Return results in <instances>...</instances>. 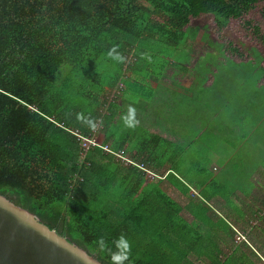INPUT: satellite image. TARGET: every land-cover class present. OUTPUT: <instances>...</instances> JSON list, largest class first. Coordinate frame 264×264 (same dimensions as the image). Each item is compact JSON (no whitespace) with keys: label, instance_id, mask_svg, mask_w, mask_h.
Returning <instances> with one entry per match:
<instances>
[{"label":"trees","instance_id":"obj_1","mask_svg":"<svg viewBox=\"0 0 264 264\" xmlns=\"http://www.w3.org/2000/svg\"><path fill=\"white\" fill-rule=\"evenodd\" d=\"M257 2L264 19V0H0V193L109 264L107 249L114 250L113 241L121 234L130 244L125 264H198V259L254 264L239 246L223 259L219 256L220 241L226 242L233 228L211 202L223 200L238 208L235 221L246 211L234 202L238 192L230 185L232 178L217 180L212 167L184 170L181 146L148 130L142 136L140 128L135 134L123 126L118 139L104 132L117 126L114 101L107 102L98 121L102 139L150 168L168 164L157 180H146L141 169L122 165L99 147L82 155L70 129L90 131L78 113L96 123L94 110L104 102L101 85L106 81L99 60L122 68L128 51L136 57L144 49L142 41L144 46L156 41L171 47L190 42L191 16L212 14L222 28ZM253 28L258 34V27ZM259 37L264 43V36ZM110 49L123 59L109 56ZM80 96L91 99L89 110L81 108ZM243 101L248 102L246 97ZM247 135L239 134L242 144H250ZM163 181L188 198L191 219L182 215L184 206L165 191ZM191 188L196 194L191 195ZM255 211L248 208L258 216ZM101 238L105 250L97 246Z\"/></svg>","mask_w":264,"mask_h":264},{"label":"rangeland","instance_id":"obj_2","mask_svg":"<svg viewBox=\"0 0 264 264\" xmlns=\"http://www.w3.org/2000/svg\"><path fill=\"white\" fill-rule=\"evenodd\" d=\"M142 3L151 10L146 1ZM261 4L257 2L239 18H231L222 28L216 26L212 14L191 16L189 30L186 29L187 34L194 36L188 38L190 42L182 40L177 47H171L146 41L145 47L142 41L144 49L139 50L136 57L128 51L122 68L112 65L110 60H99L98 69L106 72L107 85L102 83L104 102L94 110L97 137L103 138L98 121L107 102H118L120 91L125 88L122 94L127 91L135 103L139 101L149 107L141 116L148 119L146 130L166 136L181 146L179 159L184 170L194 172L197 165L206 169L212 167L217 180L232 178L230 185L236 194L238 192L233 199L246 209L245 219L235 221L238 208L229 207L225 201L211 202L215 212L225 215L233 228L231 237L226 242L220 241L219 256L223 259L239 246L254 264H264V222L261 219L264 214V70L260 66H264V43L259 37L264 36V19L260 14ZM254 26L258 27V34ZM253 47L256 50L249 53L248 49ZM134 60L136 67L133 69ZM199 68L200 72H197ZM242 77L247 78L242 81ZM96 91H92L93 95ZM244 97L248 102L243 101ZM82 99L81 96L77 99L83 101L81 108L89 110L91 99ZM138 112L141 111L135 110L139 126ZM126 113L124 107L118 113L119 118L113 119L114 122L117 120V126L112 124L104 132H113L118 139L123 133L122 127L126 126L122 120ZM137 128L133 127L135 134L139 133ZM242 131L248 132L250 144H242L239 136ZM140 133L143 136V131ZM247 151H250V159ZM75 156L82 160L81 154ZM247 160L248 164L240 165ZM161 169L164 166L151 167L158 176L145 173L146 180H157L162 174ZM161 186L184 206L182 215L191 219L188 198L167 181ZM191 192V195L196 194L192 188ZM248 208L255 209L258 216L250 214ZM195 262L206 264L204 259Z\"/></svg>","mask_w":264,"mask_h":264},{"label":"water","instance_id":"obj_3","mask_svg":"<svg viewBox=\"0 0 264 264\" xmlns=\"http://www.w3.org/2000/svg\"><path fill=\"white\" fill-rule=\"evenodd\" d=\"M0 264H109L0 193Z\"/></svg>","mask_w":264,"mask_h":264},{"label":"built area","instance_id":"obj_4","mask_svg":"<svg viewBox=\"0 0 264 264\" xmlns=\"http://www.w3.org/2000/svg\"><path fill=\"white\" fill-rule=\"evenodd\" d=\"M70 131L75 135L76 140L79 142L82 153L90 148L99 147L103 152L110 154L115 160L124 166H135L141 169L144 174L146 173V175L151 177L158 176L151 170V168H149L148 163L133 158L127 154L124 149H115L110 143L105 142L101 137H97V127L95 129H90L87 134H83L77 129H70Z\"/></svg>","mask_w":264,"mask_h":264},{"label":"clouds","instance_id":"obj_5","mask_svg":"<svg viewBox=\"0 0 264 264\" xmlns=\"http://www.w3.org/2000/svg\"><path fill=\"white\" fill-rule=\"evenodd\" d=\"M109 56H112L116 60H121L123 57L113 54V51L110 49L108 52ZM77 119L82 120L83 123L88 125L89 128L95 129L97 124L93 121L92 118L83 116L82 114H77ZM123 123L127 127H134L137 121L135 120V109L131 106L128 107L127 113L122 115ZM114 250L107 249L110 255L111 264H125V261L128 260L130 244L126 236L123 234L119 235L114 241ZM97 246L101 250H105V245L103 238L97 242Z\"/></svg>","mask_w":264,"mask_h":264},{"label":"crops","instance_id":"obj_6","mask_svg":"<svg viewBox=\"0 0 264 264\" xmlns=\"http://www.w3.org/2000/svg\"><path fill=\"white\" fill-rule=\"evenodd\" d=\"M134 68H135V65L133 66V69ZM153 85H155V81H154V84ZM123 90H121V91L123 92ZM121 91H120V94H119L120 96L118 97V98H120V100L118 99V102H114L118 106L117 109H116V112H121L124 107H125V111H127L128 110V107L131 106V107L135 108V110L141 111L140 112L141 114L138 112V114H139V116L141 118V116L143 115L142 113L145 112V111H147L149 109V107L146 106V105H144V104H142V103H140L139 101H137L135 103L133 100H131V97H130V95L127 94V91H125L123 94H122ZM141 101H143V100H141ZM115 118L116 119L119 118L118 113H115ZM140 120H141L140 121L141 122L140 125L138 126L137 124H135L134 127L135 128H137V127L138 128H141L142 131H145L146 130V127H147L146 125H148L146 120H148V119L145 120V119L141 118ZM100 127H101V125H100ZM149 132H151V131H149ZM101 133L103 134L102 131H101ZM152 133H156V132H152ZM161 136H163V135H161ZM163 137H166V136H163ZM167 165L168 164H163L162 165V167L164 166V169H161V172H163V171L167 172V170H165L167 168ZM166 192L168 193V191H166Z\"/></svg>","mask_w":264,"mask_h":264},{"label":"bare ground","instance_id":"obj_7","mask_svg":"<svg viewBox=\"0 0 264 264\" xmlns=\"http://www.w3.org/2000/svg\"><path fill=\"white\" fill-rule=\"evenodd\" d=\"M82 153V152H81ZM85 153V152H84ZM84 153H82V155L84 154Z\"/></svg>","mask_w":264,"mask_h":264}]
</instances>
